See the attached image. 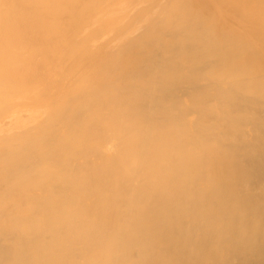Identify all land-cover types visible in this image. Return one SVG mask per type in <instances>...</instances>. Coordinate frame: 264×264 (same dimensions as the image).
<instances>
[{
	"label": "bare ground",
	"instance_id": "obj_1",
	"mask_svg": "<svg viewBox=\"0 0 264 264\" xmlns=\"http://www.w3.org/2000/svg\"><path fill=\"white\" fill-rule=\"evenodd\" d=\"M0 264H264V0H0Z\"/></svg>",
	"mask_w": 264,
	"mask_h": 264
}]
</instances>
